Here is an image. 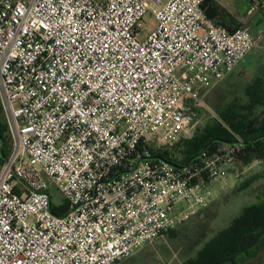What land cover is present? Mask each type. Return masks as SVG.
Listing matches in <instances>:
<instances>
[{
  "label": "built area",
  "instance_id": "built-area-1",
  "mask_svg": "<svg viewBox=\"0 0 264 264\" xmlns=\"http://www.w3.org/2000/svg\"><path fill=\"white\" fill-rule=\"evenodd\" d=\"M203 2L0 0V264H119L224 188L238 137L182 165L162 156L194 138L198 110L218 118L201 90L258 43L246 25L210 21ZM147 15L156 26L140 41Z\"/></svg>",
  "mask_w": 264,
  "mask_h": 264
},
{
  "label": "rangeland",
  "instance_id": "rangeland-1",
  "mask_svg": "<svg viewBox=\"0 0 264 264\" xmlns=\"http://www.w3.org/2000/svg\"><path fill=\"white\" fill-rule=\"evenodd\" d=\"M219 9L224 11L227 22L232 18L244 19L245 24L258 36V43L243 60L235 71L227 76L221 83L210 88L202 89L201 96L204 105L211 111L221 104V101L231 100L234 89H241L249 85L256 77H260L264 71V0H216ZM156 23L151 15L145 16L142 28L138 35L140 41H144L147 35L155 28ZM233 92V93H232ZM264 112V107H259L257 114ZM187 114V113H186ZM191 113L190 118L193 119ZM199 121L196 129L210 122L208 115L203 110L196 112ZM0 119L5 121L0 111ZM179 147L173 146L162 152H173L171 159L179 156ZM50 194L63 200L56 187L50 183ZM264 201V159L255 160L250 164L236 161L233 175L229 177L223 189H218L215 197L208 207L202 210L196 217L183 225L160 236L153 244L146 245L119 264H185L196 256L197 252L217 232L225 228L230 220L236 217L244 208L260 204ZM264 254V250L258 255ZM258 255L254 258H257ZM253 259V258H252ZM260 264L264 262V255ZM258 260L249 259L243 264H257Z\"/></svg>",
  "mask_w": 264,
  "mask_h": 264
},
{
  "label": "trees",
  "instance_id": "trees-1",
  "mask_svg": "<svg viewBox=\"0 0 264 264\" xmlns=\"http://www.w3.org/2000/svg\"><path fill=\"white\" fill-rule=\"evenodd\" d=\"M232 91L234 97L231 100L221 101L214 108L217 119H210V122L196 129L193 139L176 145L180 150L175 160L171 159V156H175L173 152H165L162 156L176 166L186 164L215 143L234 141L238 137L243 143L238 161L247 165L255 160H263L264 112L258 115L257 110L264 107V71L262 76L256 77L246 87ZM0 139L7 154V128L1 119ZM51 205L56 216L62 217L68 212L64 199L57 201L51 196ZM263 250L264 201L244 208L185 264H243Z\"/></svg>",
  "mask_w": 264,
  "mask_h": 264
},
{
  "label": "water",
  "instance_id": "water-1",
  "mask_svg": "<svg viewBox=\"0 0 264 264\" xmlns=\"http://www.w3.org/2000/svg\"><path fill=\"white\" fill-rule=\"evenodd\" d=\"M201 8L204 11L206 17L210 21H214L218 26L224 28L230 34H234L236 31H238L240 28L244 26L243 23H238L233 27H227L224 23L217 21L218 16H217L215 7L212 4V0H204ZM186 113L188 117L191 116L190 110H186Z\"/></svg>",
  "mask_w": 264,
  "mask_h": 264
},
{
  "label": "crops",
  "instance_id": "crops-1",
  "mask_svg": "<svg viewBox=\"0 0 264 264\" xmlns=\"http://www.w3.org/2000/svg\"><path fill=\"white\" fill-rule=\"evenodd\" d=\"M239 1H243V0H239ZM217 6H218V4H217ZM215 10H217L216 12H217V16H218V20L217 21H220V22H222V23H224L227 27H233V26H235L236 24H238V23H243L244 25H246L245 24V21H244V19H241V18H232V20L230 19L229 21H225L224 19L227 17V16H229L228 14H226L224 11H221L220 9H219V7H218V9H215ZM247 26V25H246ZM240 66V65H239ZM238 66V67H239ZM264 255V254H263ZM262 254H260V255H258V257L257 258H253V259H251V261H254V260H258L257 262V264H260V261L262 260L261 259V257L263 256ZM261 264H264V262L263 263H261Z\"/></svg>",
  "mask_w": 264,
  "mask_h": 264
},
{
  "label": "flooded vegetation",
  "instance_id": "flooded-vegetation-1",
  "mask_svg": "<svg viewBox=\"0 0 264 264\" xmlns=\"http://www.w3.org/2000/svg\"><path fill=\"white\" fill-rule=\"evenodd\" d=\"M212 4L214 5L215 9H217V1L216 0H212ZM217 11V10H216ZM217 13V12H216ZM219 18H217L218 20Z\"/></svg>",
  "mask_w": 264,
  "mask_h": 264
}]
</instances>
